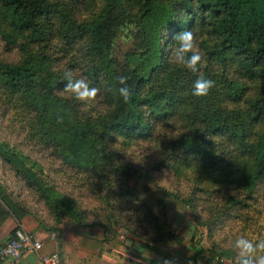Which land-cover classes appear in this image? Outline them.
<instances>
[{
    "label": "trees",
    "instance_id": "trees-1",
    "mask_svg": "<svg viewBox=\"0 0 264 264\" xmlns=\"http://www.w3.org/2000/svg\"><path fill=\"white\" fill-rule=\"evenodd\" d=\"M78 12L89 15L80 19ZM124 24L135 28L136 47L119 63L111 47ZM190 29L203 58L198 75L215 82L202 99L191 95L197 74L171 59L175 35ZM0 42L20 53L14 62L0 58V99L2 113L19 121L24 134L20 148L0 141V161L53 217L52 226L36 222L54 234L60 264L62 220L87 223L43 161L58 162L81 186L94 182L98 195L127 209L129 179L149 173L121 150L151 143L160 155L155 170L169 169L178 181H189L192 172V188L172 195L210 236L226 219L247 221L251 212L264 218V0H0ZM67 71L100 88L94 103L63 92ZM121 76L132 94L127 104L118 92ZM160 125L180 131L157 146ZM6 196L0 187V200L18 221L28 215ZM157 206L164 216L168 205ZM90 225L111 233L107 225ZM198 235L194 229L189 247ZM205 251L204 264L235 263L233 246Z\"/></svg>",
    "mask_w": 264,
    "mask_h": 264
},
{
    "label": "rangeland",
    "instance_id": "rangeland-1",
    "mask_svg": "<svg viewBox=\"0 0 264 264\" xmlns=\"http://www.w3.org/2000/svg\"><path fill=\"white\" fill-rule=\"evenodd\" d=\"M88 15L87 12H78L77 17L82 19ZM135 32L134 27H129L126 24L116 28L111 47V54L116 62L122 63L124 54L136 47ZM19 56L20 53L17 48H4V43L0 42L1 59L14 62L18 60ZM3 104L4 100L0 99V141H8L20 148L18 145L24 140V134L20 132L17 123L19 121L16 122L10 113H2ZM159 127L158 134L155 136L157 146H159V142L167 140L180 131L178 125H160ZM13 130L18 131L13 134ZM135 144L130 149H122L121 151L126 150V157H129L135 165L140 168L146 166L149 174L148 176L134 175L129 179L128 187L133 196L126 199L127 209H121L124 205L123 201L106 198L103 193L98 195L94 182L90 181L82 186L79 185V180L72 176L69 171L60 167L58 162L43 161L41 163L44 170L45 168L48 169V175L58 187L76 199L77 205L86 219L87 224L85 226H80L70 218H64L59 226L63 233H67L68 238L75 240L73 245L75 251L70 258L73 264H76V261L81 264H95L97 261L98 264L105 254H107L105 257L108 258L112 257L113 254L122 261L126 257L123 250L133 251V249L137 254L140 251H145L148 254L147 257L154 259L152 261L165 257L178 259L176 256L170 257L169 255L176 253L174 252L177 251L176 249L184 251L186 248L191 253L194 246L189 247V240L194 229L199 234L196 239V247L203 250L196 257L197 264H204L208 257L205 250H208L212 244H217L219 248L229 249L239 236H246L254 242H264V226H262L264 225V218L252 212L249 213L251 219L247 221L234 218L224 220L219 226V223L215 224L214 227L217 228L212 232V236L204 227L196 226L189 209L172 195V193L177 192L185 194L187 189L192 188V172L190 171V175H188L189 181L182 179L178 181L169 169L155 170L156 168L152 166L159 161L160 155L155 150L156 148H152L154 145L151 143ZM25 148V146L22 147V149ZM28 149L30 148L28 147ZM0 187L6 192V197L15 202L22 212L28 213L35 221H41L47 226L53 225V217L49 214L43 201L38 198L34 191L26 188L24 183L15 177L10 168L1 161ZM261 196L264 197V189L261 190ZM159 200L168 205L164 216L157 206ZM1 204L2 201L0 200ZM202 207L205 209L206 206ZM145 209L149 210L157 219L155 222L153 217H147ZM203 215L206 216L207 212H204ZM93 222H98L102 226L107 225L111 233L105 236L101 226L90 225ZM262 222L260 227L259 224ZM139 243L148 244L154 250L143 249ZM114 249L118 250L120 254L113 251ZM64 258H66L65 253ZM179 258L182 259L181 256ZM150 261L147 260L144 264H148ZM108 263L111 264V261ZM176 264L182 263L178 260ZM227 264L231 263L227 262Z\"/></svg>",
    "mask_w": 264,
    "mask_h": 264
},
{
    "label": "clouds",
    "instance_id": "clouds-1",
    "mask_svg": "<svg viewBox=\"0 0 264 264\" xmlns=\"http://www.w3.org/2000/svg\"><path fill=\"white\" fill-rule=\"evenodd\" d=\"M196 40V35L191 29L181 31L175 35V46L172 50L171 59L189 72L197 74L191 95L194 98L202 99L209 95L210 90L215 87V82L198 75L203 58L198 50ZM117 79L121 85L118 89L119 95L123 102L127 104L130 102L132 95L127 86V77L121 76ZM64 80L66 86L63 92L71 94V97L76 101L85 104L96 101L100 88L90 86L85 77L74 78L72 72L67 71ZM233 251L235 253V264H264V242H254L246 236H239L234 241ZM158 264H176V262L174 258H161Z\"/></svg>",
    "mask_w": 264,
    "mask_h": 264
},
{
    "label": "crops",
    "instance_id": "crops-1",
    "mask_svg": "<svg viewBox=\"0 0 264 264\" xmlns=\"http://www.w3.org/2000/svg\"><path fill=\"white\" fill-rule=\"evenodd\" d=\"M24 229L29 234H31L35 240L41 242L43 244V252H53L56 251L58 253V243L56 239H51V234L41 227L38 226L37 222L29 215L23 216L20 221H18L15 216L10 212V210L2 203L0 205V247H2L11 237L12 231L15 229ZM72 240V243H70ZM63 245L61 247V256H62V264H73L72 260L70 259L75 251V247L73 246L75 244L74 239L68 238V235L66 232L63 233L62 237ZM185 247H188L185 245ZM184 247V248H185ZM79 249V248H77ZM186 250L182 251L180 249H176L177 251H174L176 253H171L169 255L170 257L176 256L178 259L173 257L175 261L181 262L182 264H197V255L198 249L196 246L191 250V253H189ZM117 254H120L118 250L114 249ZM169 251V250H168ZM130 252V253H129ZM64 253L66 254V258H64ZM123 253L125 254V258H123L122 261L119 260L117 256H113L108 258L105 257L107 254H103L104 256L100 260L98 264H109L108 262L111 261V264H143L147 260H154L147 257V253L145 251H140V253H135L134 249L133 251H126L123 250ZM76 254V252H75ZM77 255V254H76ZM164 255V254H163ZM179 256L182 257L180 260ZM165 257V256H164ZM106 258V259H105ZM166 258V257H165ZM158 262L159 260H155ZM135 262V263H134ZM0 264H40L38 257L33 253H25L23 257H21L19 260H6V261H0ZM76 264H81L80 262L76 261ZM95 264H97V261H95Z\"/></svg>",
    "mask_w": 264,
    "mask_h": 264
},
{
    "label": "built area",
    "instance_id": "built-area-1",
    "mask_svg": "<svg viewBox=\"0 0 264 264\" xmlns=\"http://www.w3.org/2000/svg\"><path fill=\"white\" fill-rule=\"evenodd\" d=\"M54 238L55 236L51 235V239ZM25 253L35 254L40 264H60L59 255L56 251L44 253L43 244L21 228L15 231L14 238L0 247V261L19 260ZM208 264H220V261L218 258H214Z\"/></svg>",
    "mask_w": 264,
    "mask_h": 264
}]
</instances>
